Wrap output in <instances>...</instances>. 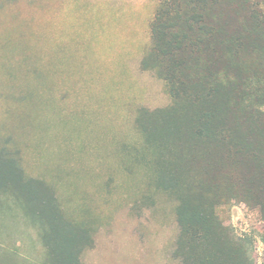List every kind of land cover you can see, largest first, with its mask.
<instances>
[{"label":"rangeland","instance_id":"rangeland-1","mask_svg":"<svg viewBox=\"0 0 264 264\" xmlns=\"http://www.w3.org/2000/svg\"><path fill=\"white\" fill-rule=\"evenodd\" d=\"M156 5L0 0V150L27 174L51 181L65 216L90 228L81 264H183L174 253L187 186L192 201L214 207L229 235L252 244L254 264H264L259 206L229 199L224 189L202 190L200 173L178 153L164 172L184 173L187 186H158L163 156L147 143L139 119L144 111L171 110L176 99L153 64L143 68ZM249 15L240 8L234 18ZM3 201L0 262L43 260L39 233L17 219L27 212L11 197Z\"/></svg>","mask_w":264,"mask_h":264},{"label":"trees","instance_id":"trees-1","mask_svg":"<svg viewBox=\"0 0 264 264\" xmlns=\"http://www.w3.org/2000/svg\"><path fill=\"white\" fill-rule=\"evenodd\" d=\"M155 1L143 68L153 64L176 99L171 110L155 114L159 119L145 111L139 119L147 143L163 156L158 186H187L184 173L164 172L178 153L200 173L202 190L224 189L229 199L259 206L264 220V6L252 0ZM240 8L249 9L245 22L235 21ZM50 182L27 174L18 158L0 150V204L11 197L27 212L17 219L37 230L47 253L25 264H81L90 228L65 216ZM186 188L174 257L183 264H254L252 244L229 235L214 207L192 201Z\"/></svg>","mask_w":264,"mask_h":264}]
</instances>
